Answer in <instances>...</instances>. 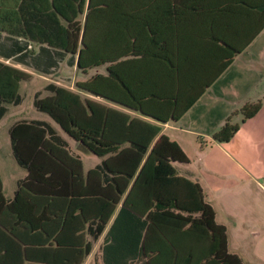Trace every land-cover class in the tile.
Wrapping results in <instances>:
<instances>
[{
  "label": "trees",
  "instance_id": "obj_1",
  "mask_svg": "<svg viewBox=\"0 0 264 264\" xmlns=\"http://www.w3.org/2000/svg\"><path fill=\"white\" fill-rule=\"evenodd\" d=\"M234 4L260 7L264 27V0L259 6L257 0H180L166 5H178L182 11H228ZM156 9L151 0L0 3V119L6 106L20 104L19 84L31 73L53 78L63 63L77 75L72 89L49 83L44 87L49 96L33 97L35 111L47 116L58 133L39 121L10 127L12 155L27 176L10 203L0 193V204L9 212L24 204L41 207L32 212L38 214L41 230L46 222L54 228L55 264L59 258L61 264H80L91 248L89 242L82 247L61 241L66 230L96 240L106 227L102 264H242L227 251L225 228L215 223L200 186L178 170L177 165L188 164L180 148L160 134L159 126L91 98L166 121L141 99L118 97L110 68L128 53L127 12L138 16ZM101 66L104 75L92 74ZM259 106L257 102L241 110L243 119ZM237 129L225 122L211 139L227 142ZM64 139L101 162L83 174Z\"/></svg>",
  "mask_w": 264,
  "mask_h": 264
},
{
  "label": "crops",
  "instance_id": "obj_2",
  "mask_svg": "<svg viewBox=\"0 0 264 264\" xmlns=\"http://www.w3.org/2000/svg\"><path fill=\"white\" fill-rule=\"evenodd\" d=\"M151 1L157 4L154 11L138 16L127 12L125 46L128 53L117 63L110 64V68L117 78L114 80L112 76L118 97L141 99L149 110L166 121L160 123L115 103L83 95L159 126L160 134L174 142L186 156L188 164L177 165V168L200 186L204 201L213 210L215 223L224 227L220 222L226 218L240 219L243 236L258 239L255 254L260 260L264 258V184H261L264 179V27H261V8L234 4L228 11H182L178 5H166L180 0ZM258 2L260 0L257 6ZM0 3H10V0H0ZM132 36L137 38L134 40ZM91 72L104 75L105 66ZM31 74L28 81L21 83L36 77L46 81L43 91L49 83L72 89L73 82L64 85L46 76ZM121 84L128 89L126 93ZM257 102L260 106L256 113L243 119L241 110ZM17 106H6L5 115L8 107ZM173 114L177 115L176 119H171ZM21 121L43 122L57 131L49 119L43 118H19L6 129L7 139H0V193L6 204L12 201L19 182L27 176V171L12 155L8 135L10 127ZM225 122L237 125L236 133L227 142H213L212 135ZM64 141L69 153L80 161L83 174L101 162L93 157L98 162L86 158L89 161L85 164V153L71 141ZM35 209L39 211L41 207L24 204L14 206L9 212L0 204V264H55L54 228L46 222L41 230L38 214L32 212ZM106 228L96 240L86 234L80 239L79 232L69 229L60 240L68 244L81 243L82 247L89 242L90 251L80 264H102L100 248ZM56 261L62 262L60 258Z\"/></svg>",
  "mask_w": 264,
  "mask_h": 264
},
{
  "label": "rangeland",
  "instance_id": "obj_3",
  "mask_svg": "<svg viewBox=\"0 0 264 264\" xmlns=\"http://www.w3.org/2000/svg\"><path fill=\"white\" fill-rule=\"evenodd\" d=\"M45 78L51 80V77ZM76 78L77 75L74 68H67L62 63L59 67V72L52 80L59 84L71 85ZM45 84L46 81L34 77L29 82L19 85L18 94L21 97V103L17 107H8L7 114L0 120V139H7L6 129L19 118H43L48 121L46 116L36 113L32 106L35 92L41 93L40 98L49 96L48 93L42 90ZM86 158L98 162V159L84 154L83 160L85 164L89 161ZM223 191L224 190H222V192ZM220 223H223L226 229L227 249L230 253L236 255L242 264H264V258L259 260L255 254V246L258 239L251 236H243L240 219L228 217Z\"/></svg>",
  "mask_w": 264,
  "mask_h": 264
},
{
  "label": "built area",
  "instance_id": "obj_4",
  "mask_svg": "<svg viewBox=\"0 0 264 264\" xmlns=\"http://www.w3.org/2000/svg\"><path fill=\"white\" fill-rule=\"evenodd\" d=\"M261 184H264V179H263V181H262V183Z\"/></svg>",
  "mask_w": 264,
  "mask_h": 264
}]
</instances>
